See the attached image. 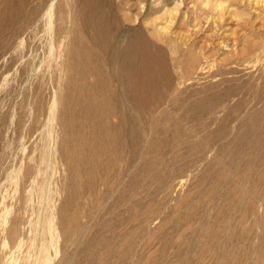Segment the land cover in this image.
I'll return each instance as SVG.
<instances>
[{"label": "rangeland", "instance_id": "1", "mask_svg": "<svg viewBox=\"0 0 264 264\" xmlns=\"http://www.w3.org/2000/svg\"><path fill=\"white\" fill-rule=\"evenodd\" d=\"M0 14V264H264V3ZM137 36L167 67L144 105L101 56ZM95 123L112 139L93 145Z\"/></svg>", "mask_w": 264, "mask_h": 264}, {"label": "bare ground", "instance_id": "2", "mask_svg": "<svg viewBox=\"0 0 264 264\" xmlns=\"http://www.w3.org/2000/svg\"><path fill=\"white\" fill-rule=\"evenodd\" d=\"M256 1L264 3V0H256ZM207 4H212L214 9H220V8L222 9L221 3H218V2L213 3L212 1L211 2L208 1L206 3V6ZM9 5L10 4H8V7L6 6L5 9L8 11H11L10 8H12V6L10 5L11 6L10 7ZM13 9L15 10V8ZM12 14H13V11H12ZM219 18L221 19V17ZM93 41L96 42L99 46L101 45L98 34L94 35ZM107 46L108 45L106 43V45H104L105 49L102 47L101 56L102 57L104 56V58H107L108 62L110 61V63L115 64L116 66L115 75L117 76L119 80H122L123 92L127 94V90H129L130 87H132L133 89H130V90L136 95L137 98H139V100L144 105L145 102L148 100L149 94H152L155 91L156 84L158 85L159 81L161 80L165 81L167 79V74H166L167 67H166V63H165L163 56L159 54L158 51L153 50L151 44H148L147 42H145L144 38H141L139 36L131 40V42L129 43V47L126 49V51L117 52L116 54L113 53L112 56H110L107 50ZM85 63L88 66L86 67L87 70H89V68H91L89 66L94 64V59L91 58V56H85ZM134 64H138L140 66L139 71L144 74L143 77L139 78L140 80L138 81L133 80L134 78H133L131 68ZM108 99H109L108 97H105L99 102V101H95V97H91V96L87 97L85 95L84 99H82L83 108L88 109V108L93 107V109L98 111L100 109H103V107L106 105H108L109 107ZM99 127H100L99 124L97 123L93 124V130H94V135L92 137L93 145L94 144L95 145L105 144L106 143L105 141L112 139L111 133L105 130H100Z\"/></svg>", "mask_w": 264, "mask_h": 264}]
</instances>
